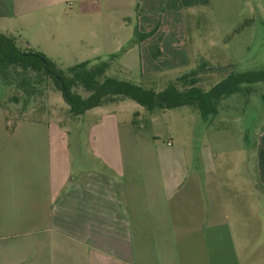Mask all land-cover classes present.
Segmentation results:
<instances>
[{
	"label": "crops",
	"instance_id": "crops-1",
	"mask_svg": "<svg viewBox=\"0 0 264 264\" xmlns=\"http://www.w3.org/2000/svg\"><path fill=\"white\" fill-rule=\"evenodd\" d=\"M206 3L138 0L131 19L114 9L117 0H0V31L24 35L50 59L94 38L98 58L115 55L122 68L133 61L149 79L161 65L206 62L184 46L189 11ZM92 13L107 18L67 19ZM135 30L150 35L135 40ZM150 43L162 60L151 58ZM42 122L0 115V264H264V128L249 182L212 162L142 163L130 123L94 134V164L74 169L64 138L33 130Z\"/></svg>",
	"mask_w": 264,
	"mask_h": 264
},
{
	"label": "rangeland",
	"instance_id": "rangeland-1",
	"mask_svg": "<svg viewBox=\"0 0 264 264\" xmlns=\"http://www.w3.org/2000/svg\"><path fill=\"white\" fill-rule=\"evenodd\" d=\"M117 1L114 9L134 19L138 0ZM189 13L186 19L188 38L184 46L191 57L201 54L207 59L205 63L208 67L214 68L235 64L236 72L264 69V0H210V3L198 6L193 13ZM106 18L104 13L67 17L72 21L93 22V26ZM22 37L25 38L24 35ZM22 37L19 36L23 43H20L21 46L26 42ZM101 44L94 38H84L83 42L72 45L78 54L52 52L54 58L51 59L62 68L85 60L94 61L99 56L94 47ZM150 55L155 62L165 56L162 54L154 58L151 50ZM199 61L196 59L199 65L204 62ZM128 63L129 68H122L118 62L119 65L116 64L108 74L141 82L144 86L152 85L157 90L163 87L165 81L199 66L192 61L188 67L171 66L162 70L160 68L164 65H161L153 73V78L148 79L141 77L133 61ZM144 67L150 68L151 65L144 60ZM228 71L213 70L203 75L204 88L217 82ZM248 87L251 88L249 93H236L223 99L217 114L204 120L198 110L190 106L147 111L128 99L108 107L91 108L78 118L70 117L67 105L55 90H48L30 102L23 114L20 100L17 103L8 102L9 95L16 91L0 86V115L4 119L22 115L40 117L43 122L35 125L33 130L49 133L52 138H64L70 144L74 169L94 164L90 158L94 152V134H117L130 123V129L135 133V147L146 150L142 163L155 164L158 160L175 165L212 162L221 167V174L225 173L230 179L239 181L241 177L243 181L250 182L255 175L254 141L257 133L264 128V81ZM262 194L260 189V200ZM262 206L260 202V209Z\"/></svg>",
	"mask_w": 264,
	"mask_h": 264
},
{
	"label": "trees",
	"instance_id": "trees-1",
	"mask_svg": "<svg viewBox=\"0 0 264 264\" xmlns=\"http://www.w3.org/2000/svg\"><path fill=\"white\" fill-rule=\"evenodd\" d=\"M150 35L135 30V40ZM19 36L0 31V86L14 89L8 102H22L21 113L28 104L48 90L57 91L67 105V114L78 118L87 110L116 104L128 99L147 111L190 106L207 120L217 114L220 102L236 93H249L252 85L264 81V69L234 70L235 64L205 70L209 65L201 62L198 68L187 71L164 82L157 90L126 78L110 75L116 65V56L85 60L62 68L42 52L22 45ZM154 58L162 55L155 44L150 46ZM229 71L207 89L203 75L213 70ZM144 78L143 75H141ZM1 107V106H0Z\"/></svg>",
	"mask_w": 264,
	"mask_h": 264
},
{
	"label": "water",
	"instance_id": "water-1",
	"mask_svg": "<svg viewBox=\"0 0 264 264\" xmlns=\"http://www.w3.org/2000/svg\"><path fill=\"white\" fill-rule=\"evenodd\" d=\"M227 66V65H226ZM214 67H206L205 70L213 69Z\"/></svg>",
	"mask_w": 264,
	"mask_h": 264
},
{
	"label": "built area",
	"instance_id": "built-area-1",
	"mask_svg": "<svg viewBox=\"0 0 264 264\" xmlns=\"http://www.w3.org/2000/svg\"><path fill=\"white\" fill-rule=\"evenodd\" d=\"M167 144H171L170 142H168Z\"/></svg>",
	"mask_w": 264,
	"mask_h": 264
}]
</instances>
